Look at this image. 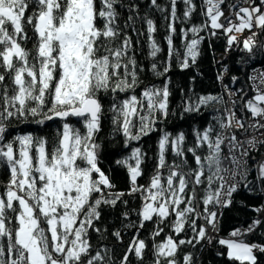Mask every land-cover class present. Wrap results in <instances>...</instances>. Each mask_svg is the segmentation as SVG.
Masks as SVG:
<instances>
[{
  "label": "snow or ice",
  "instance_id": "1",
  "mask_svg": "<svg viewBox=\"0 0 264 264\" xmlns=\"http://www.w3.org/2000/svg\"><path fill=\"white\" fill-rule=\"evenodd\" d=\"M170 2V17H165L170 21L165 37L169 60L162 71L157 63L151 64L158 77L167 76L173 56L179 58L173 45L177 0ZM183 3L184 18L190 19L196 5L193 0ZM224 3L225 0H204L206 22L189 30L181 29L184 38L188 31L193 34L185 45L181 69L191 66L189 60L196 63L203 40L198 34L208 28L212 36L222 30L227 37L226 52L236 46L251 58L255 49H264V43L257 42L264 33V0L259 4L256 0H244L247 6L230 5L235 20L224 16L221 8ZM118 7H126L130 13L123 27ZM150 7L165 10L157 0H150ZM136 18L146 24L149 55L155 59L161 52L154 38L155 22L147 14L139 17L136 3L0 0V167L9 173L8 183L0 194V264H116L107 247L93 250L89 229L101 231L95 223L101 219L103 206H127L124 197L137 195L141 199L136 213L139 223L124 225L125 229L135 228L136 234L119 264H131L132 255L143 264L149 243L140 238V230L147 222L155 225L151 232L152 264H196L191 252L183 255L182 262L177 259L181 247L195 248L202 241L211 244L214 239L226 249L227 259L233 264H258L257 254H264V243L246 239L264 224V217L254 219L245 229H234L226 238L209 233V229L217 233L219 223L218 212L210 207H229L241 183L245 188L249 186V161L254 160L251 153L264 147V140L255 135L245 136L249 130L264 136V72L249 77L253 82L250 98L245 99L248 92L243 87L225 84L221 95L200 96L195 103L189 99L183 107L185 113L199 112L213 103L224 107L218 110L215 125L195 131L193 146L186 147L183 132L175 136L163 132L158 140L155 171L147 184L139 183L145 174L147 157L141 147L131 148L128 157L116 161L127 171V192L115 191V184L102 169L97 136L103 120L108 118L106 112L112 113L113 132L123 136L125 148L157 131V124L170 114L169 81L162 87L146 86L136 94L137 60L133 38L126 31L132 28L136 32ZM245 30L251 34L238 38L236 33L243 34ZM29 42L32 48L27 46ZM228 71L224 66L217 80L223 82ZM238 81L239 77H231V84ZM102 92L113 94L108 109L102 101ZM117 93L130 94L117 100ZM237 94L242 107L232 99ZM237 111L250 113L252 123H246L244 115L238 116ZM29 118L39 125L58 119L62 127L51 140L31 134L6 138V122ZM70 118L82 123L83 130L75 127ZM202 149H206V154L198 151ZM169 152L173 157L171 163ZM188 154L195 167L190 165ZM256 167L257 180L264 182V162H257ZM200 186H204L200 198L202 211L198 210L197 202ZM254 211L264 212V206ZM122 215L129 218L127 211ZM170 217L174 219L168 224ZM200 219L205 223L198 226ZM163 226L170 227L173 234H166L157 243L155 239L164 232ZM189 230L190 238H179ZM112 235L122 242L120 230Z\"/></svg>",
  "mask_w": 264,
  "mask_h": 264
},
{
  "label": "trees",
  "instance_id": "2",
  "mask_svg": "<svg viewBox=\"0 0 264 264\" xmlns=\"http://www.w3.org/2000/svg\"><path fill=\"white\" fill-rule=\"evenodd\" d=\"M259 4L260 0H256ZM127 5L129 3H136L139 5V17L145 16L153 19L156 25V32L154 38L157 41L158 46L161 48L155 59H153L150 53L148 33L146 31V24L143 19L136 18L134 27L136 32H133L132 28L126 29L127 33L133 38L134 55L137 60V73L139 77V87L136 89V94L150 85L156 87H162L166 81H169V90L171 95L169 97V109L170 114L167 119L157 124V131L152 132L148 136L143 137L139 142H132L128 148L124 147V138L120 134L113 132V126L111 123V112H106L108 118L102 122V131L97 136V143L101 145L99 150L100 163L102 169L110 176L112 182L115 184V191L127 192L129 188L128 174L125 168L119 166L116 161L128 157L131 153V148L141 147L144 152L147 153L144 168L145 174L140 178V184H147L150 177L154 174L157 163L158 152V140L163 132H169L173 136L183 132L186 137V147L193 146L195 143V131H203L209 125H215V117L219 114L218 110L224 107L223 104L213 103L206 107H202L199 112L185 113L183 107L186 102L191 100L195 103L197 98L206 95H221L224 93V85L228 84L229 87L241 88L243 87L248 96L245 99L250 98L253 95L252 86L250 84V74L255 69H264V49H255V55L250 58L247 52H243L240 48L233 46L232 50L225 51L227 47V37L223 34L222 30H217L216 36L211 35V29H205L198 35L203 37L198 50L200 55L197 57L196 63L191 64L187 69H181L180 61L184 59V53L186 51V43L190 42L193 38L191 31H188L187 38L181 35V29L189 30L193 26L203 25L207 17L204 15V0H193L196 5L195 11L192 13L190 19L184 18L185 4L183 0H177V17L175 21L176 33L173 36V45L179 53V58L176 56L171 58V70L167 73L166 77L157 76L151 70V64L157 63L158 70L162 71L166 62L169 60L168 44L165 37L169 34L168 24L169 20L165 17H170L171 2L170 0H157V3L165 9L163 12L156 8L150 7V0H124ZM239 4L245 6L244 0H225V3L221 5L226 13L233 10L230 5ZM118 11L121 13L119 23L123 27L124 22L129 16V11L126 7H118ZM234 11V10H233ZM233 18V17H232ZM223 20V17L221 18ZM234 20V19H233ZM259 31V29H254ZM142 33V35H137ZM251 33L246 31L244 36H248ZM31 35V32H29ZM243 36V37H244ZM241 37L240 39H243ZM258 43H264V33H261L257 40ZM32 48V42L27 45ZM242 47V45H241ZM227 66L229 71L225 75L223 82L217 80L218 73L222 68ZM142 69V70H141ZM239 77V81L236 84H231V77ZM130 93H117L115 94L117 100L125 98ZM102 101L106 109H108L112 103L113 94L100 93ZM224 99L227 101L228 96L225 95ZM236 100L239 107H242L240 95L237 94L232 97ZM237 115H244L246 123L251 116L250 113H241L237 111ZM70 122L77 128L83 130L82 123L78 122L76 118H70ZM8 124L6 138L11 139L16 135L31 134L38 137H46L51 140L58 129L62 127V121L52 120L43 125H39L32 122L31 118L28 121L23 120H11L6 122ZM264 140V138H263ZM206 154V149L198 150ZM254 160L249 161L251 171L248 174L247 179L251 181L249 186L245 188L241 183L240 188L233 194L232 204L229 207L218 209L210 207V210H216L218 212V232L213 233L209 229L210 235L217 238H226L227 235L234 229L249 224L255 219L256 211L254 209L264 206V182L257 180V162L262 155H264V147L251 154ZM172 154L168 153V162H172ZM188 160L192 167H195L194 160L191 154H188ZM187 170V169H185ZM164 174H167V170H164ZM9 180V173L5 167H0V194L3 193L4 187ZM204 186H200L197 189V202L198 210L202 211L203 205L200 203V198L204 195ZM125 200L128 201L127 206L118 204L115 208L108 206L102 207L101 219L95 223V227L101 229L98 233L92 229H89V242L92 245L93 250H101L105 247L111 250V255L116 264H119V260L127 249V246L132 240V237L136 234L135 228H124V225L128 223H139V217L137 211L141 207V199L139 196H125ZM183 207V205H181ZM129 213V218L125 219L122 215L123 212ZM174 217H170L168 224ZM204 220L197 221L198 226L204 224ZM15 221H13V225ZM155 225L151 222H147L144 229L140 230V238L145 239L149 243V250L146 251L143 264H152L154 259L151 248L153 241L151 239V232ZM164 232L155 239V242L163 241L166 234H173L171 228L163 226ZM107 229V231H105ZM116 230H120L122 233V242L117 241L112 233ZM192 232L189 230L185 234H181L179 238H190ZM251 243H264V224H262L256 232L248 239ZM193 253L196 259V264H233L226 256V249L219 245L214 239L211 244L206 241H202L200 244L193 248L191 245H184L181 247L177 259L181 260L186 253ZM224 253V255H218L217 253ZM258 255V264H264V254ZM131 264H141L137 258L130 256Z\"/></svg>",
  "mask_w": 264,
  "mask_h": 264
},
{
  "label": "built area",
  "instance_id": "3",
  "mask_svg": "<svg viewBox=\"0 0 264 264\" xmlns=\"http://www.w3.org/2000/svg\"><path fill=\"white\" fill-rule=\"evenodd\" d=\"M247 6V5H245ZM258 72H264V69H261V68H258V69H255L254 71H252V73L250 74V76H255ZM252 81L250 80V84L252 86ZM229 99V98H228ZM251 117V116H250ZM248 124L252 123V119L249 118L248 121H247ZM264 131V130H262ZM251 135H255L257 137L258 140H263L264 136H261L258 132H254L252 130H249V133H246L245 136H248L250 137ZM260 149V148H259ZM225 152H227V148H225ZM257 151H253L251 154L253 153H256ZM259 162H264V155L261 156ZM261 208V207H260ZM259 217H264V212H260V213H257L256 212V215H255V219L259 218ZM252 223V222H251ZM220 224V223H218ZM252 235V234H251ZM228 237V236H227Z\"/></svg>",
  "mask_w": 264,
  "mask_h": 264
},
{
  "label": "rangeland",
  "instance_id": "4",
  "mask_svg": "<svg viewBox=\"0 0 264 264\" xmlns=\"http://www.w3.org/2000/svg\"><path fill=\"white\" fill-rule=\"evenodd\" d=\"M226 15H227V16H231V17H233V19L235 20V16H234V11H233V10L228 11V12L226 13ZM246 31H247V30H245V32H244L243 34H241V33H236L237 37H238V38L243 37L244 34L246 33Z\"/></svg>",
  "mask_w": 264,
  "mask_h": 264
},
{
  "label": "bare ground",
  "instance_id": "5",
  "mask_svg": "<svg viewBox=\"0 0 264 264\" xmlns=\"http://www.w3.org/2000/svg\"><path fill=\"white\" fill-rule=\"evenodd\" d=\"M251 115V114H250ZM249 118H251V117H249ZM260 160V159H259ZM240 188V187H239ZM238 188V189H239ZM223 207H221V208H218V209H222ZM249 224H251V222L249 223ZM249 224H247V225H244V226H240V227H238V228H241V229H245V228H247V226L249 225ZM229 235V234H228ZM227 235V236H228ZM253 235V234H252ZM251 234L249 235V236H247L246 237V239L248 240L251 236H252Z\"/></svg>",
  "mask_w": 264,
  "mask_h": 264
},
{
  "label": "water",
  "instance_id": "6",
  "mask_svg": "<svg viewBox=\"0 0 264 264\" xmlns=\"http://www.w3.org/2000/svg\"><path fill=\"white\" fill-rule=\"evenodd\" d=\"M56 120H58V119H56Z\"/></svg>",
  "mask_w": 264,
  "mask_h": 264
}]
</instances>
